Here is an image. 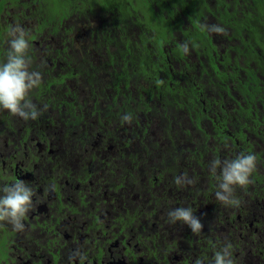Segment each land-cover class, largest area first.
Instances as JSON below:
<instances>
[{"label":"flooded vegetation","instance_id":"1","mask_svg":"<svg viewBox=\"0 0 264 264\" xmlns=\"http://www.w3.org/2000/svg\"><path fill=\"white\" fill-rule=\"evenodd\" d=\"M127 2L125 22L112 20L117 7L54 21L38 16L40 0H0V61L20 24L42 73L29 93L37 119L0 109V187L18 178L36 191L23 231L0 221V264H208L224 243L236 264H264V52L251 0ZM241 152L256 168L235 188L239 206H225L209 163ZM183 173L196 182L178 187ZM175 207H191L202 231L170 224ZM77 248L83 262L70 260Z\"/></svg>","mask_w":264,"mask_h":264},{"label":"clouds","instance_id":"2","mask_svg":"<svg viewBox=\"0 0 264 264\" xmlns=\"http://www.w3.org/2000/svg\"><path fill=\"white\" fill-rule=\"evenodd\" d=\"M201 27L209 33L227 35V30L220 24H202ZM6 62L0 63V109L24 120L37 119L41 114L33 103L29 93L42 83V73L30 70L31 60L28 56L30 48L29 32L20 24L10 26L7 31ZM190 41L185 40L181 48L185 55L190 54ZM162 81H157V84ZM45 107H47L45 105ZM121 120L132 123L131 113L122 115ZM257 157L254 153L241 152L232 159L214 158L209 163V172L217 181L215 198L225 206H239L235 197V188L248 185L250 177L256 168ZM196 181L187 173L174 178L178 187L192 185ZM50 190H55V185ZM36 191L22 179H15L0 187V221H6L15 231H23L25 216L33 209V197ZM168 222H182L193 234H199L203 229L201 220L194 215L191 207H175L167 212ZM83 262L87 259L79 249L73 250L70 260ZM207 258H197L194 264H206ZM208 264H236L233 258L231 243H224L214 251Z\"/></svg>","mask_w":264,"mask_h":264},{"label":"trees","instance_id":"3","mask_svg":"<svg viewBox=\"0 0 264 264\" xmlns=\"http://www.w3.org/2000/svg\"><path fill=\"white\" fill-rule=\"evenodd\" d=\"M248 5L250 0H244ZM75 3V4H74ZM251 13H248V24L251 28L253 40L261 45L264 52V0H251ZM97 8L98 10L117 7L113 21H124L134 15L127 0H75L70 3V0H40L38 8V16L45 15L50 20H60L64 15L72 14L75 11L87 13L90 10ZM102 8V9H101ZM64 10V14H63ZM246 14V12H244ZM148 23L152 22V15L147 14ZM1 60H4L1 58ZM5 61H0L3 63Z\"/></svg>","mask_w":264,"mask_h":264},{"label":"rangeland","instance_id":"4","mask_svg":"<svg viewBox=\"0 0 264 264\" xmlns=\"http://www.w3.org/2000/svg\"><path fill=\"white\" fill-rule=\"evenodd\" d=\"M151 33H153L152 31H150ZM7 42V41H6Z\"/></svg>","mask_w":264,"mask_h":264}]
</instances>
